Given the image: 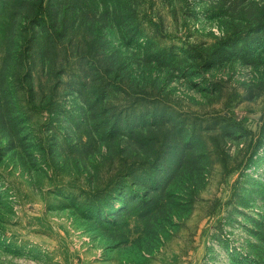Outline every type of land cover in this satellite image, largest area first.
I'll use <instances>...</instances> for the list:
<instances>
[{"label":"rangeland","instance_id":"1","mask_svg":"<svg viewBox=\"0 0 264 264\" xmlns=\"http://www.w3.org/2000/svg\"><path fill=\"white\" fill-rule=\"evenodd\" d=\"M39 1L0 9V264H264V0Z\"/></svg>","mask_w":264,"mask_h":264},{"label":"trees","instance_id":"2","mask_svg":"<svg viewBox=\"0 0 264 264\" xmlns=\"http://www.w3.org/2000/svg\"><path fill=\"white\" fill-rule=\"evenodd\" d=\"M26 1L28 3L29 0H0V9L3 11V12H7V10H11V9H15L16 11L18 12H21L23 11L25 8H28L27 6L29 4L26 5ZM44 1L45 0H40L39 1V5L40 7H43V4H44ZM65 16L67 14H64ZM60 16V15H59ZM30 17V16H28ZM61 17V16H60ZM44 23V22H43ZM57 32L56 28H53L50 26L49 28V31L46 32L48 34V37H51L53 35V33ZM124 197V194H122V198ZM121 198V199H122ZM124 199V198H123ZM97 214H103V209L102 208H99L97 211H96Z\"/></svg>","mask_w":264,"mask_h":264}]
</instances>
